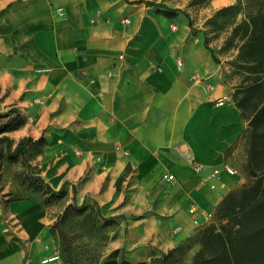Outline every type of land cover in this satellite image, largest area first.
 I'll use <instances>...</instances> for the list:
<instances>
[{"label": "crops", "instance_id": "crops-1", "mask_svg": "<svg viewBox=\"0 0 264 264\" xmlns=\"http://www.w3.org/2000/svg\"><path fill=\"white\" fill-rule=\"evenodd\" d=\"M237 1L0 0V125L20 115L0 132V169L24 168L7 151L30 138V172L53 192L0 190V264H64L48 231L68 205L120 224V256L100 264H173L203 222L189 206L214 212L247 179L238 82L201 31Z\"/></svg>", "mask_w": 264, "mask_h": 264}, {"label": "rangeland", "instance_id": "rangeland-1", "mask_svg": "<svg viewBox=\"0 0 264 264\" xmlns=\"http://www.w3.org/2000/svg\"><path fill=\"white\" fill-rule=\"evenodd\" d=\"M188 6H201L208 0H183ZM205 41L214 52L219 62H223L231 68V75L238 82V87L232 93V99L240 109L242 115L248 120L247 152L249 149H257V158L264 161V144L260 143L264 134V118L255 125L252 120L256 112L264 103V72L262 65L254 62V56L249 52L250 39L254 34L264 31V0H238L230 8L212 12L204 20L203 28ZM251 54V55H250ZM253 55V56H252ZM264 117V116H261ZM255 154V153H253ZM18 172L5 175L0 169V190L10 188L4 196L7 200L20 199L28 196H44V187L38 182L30 183L27 176L30 175V167ZM255 176L249 172L246 166L247 179L238 185L230 193L229 199H236L251 191V188L264 182V163L258 167ZM245 186V187H244ZM251 188H248V187ZM47 195L44 199H48ZM242 197V198H243ZM245 198H248L245 196ZM214 211L210 222L201 225L196 233L171 255L173 264H193L197 254L201 251L205 259L214 256L217 246L213 242L205 243L202 233L205 230H214L213 235L223 233V229L231 227V221L226 218V213L219 208ZM244 212V211H243ZM244 213L237 212L234 216L244 219ZM118 223H107L102 220L94 206L78 209L71 206L60 226L50 234V246L56 260L65 264H100L104 260L120 256V251L108 250V244L116 235ZM207 239V238H205ZM212 264V263H206Z\"/></svg>", "mask_w": 264, "mask_h": 264}, {"label": "trees", "instance_id": "trees-1", "mask_svg": "<svg viewBox=\"0 0 264 264\" xmlns=\"http://www.w3.org/2000/svg\"><path fill=\"white\" fill-rule=\"evenodd\" d=\"M136 3H143L142 1H136ZM146 5H149V3L144 2ZM232 6L226 7L230 8ZM222 8V9H226ZM187 16V15H186ZM188 17V16H187ZM191 26V21H190ZM196 32L197 30L192 28V32ZM205 47L210 50L212 54V58L216 63H219V60L214 55V52L212 49L208 46L207 42H204ZM249 52L253 54L256 53L257 56H254V62L257 64L262 65L264 67V31L254 34L252 38L250 39L249 43ZM250 54V55H251ZM253 56V55H252ZM262 72H264V69H262ZM264 97V96H262ZM7 120L4 122V124L0 125V132L11 129L15 124L19 121L20 115L16 111V109H9L6 113ZM264 116V103H262L261 108L256 112L252 123L253 125L257 123L258 120H260L261 117ZM2 116H0L1 118ZM4 140H6L4 138ZM9 143V142H8ZM260 143L264 144V134H262ZM31 144V139L26 138L21 140L15 150L13 151H7V161L9 162H15L16 160L21 159L20 162H22V165H26L29 168V165L26 162V158L24 156V153H27V145ZM255 153V154H253ZM248 166H249V172L252 176H255L256 172L259 170L258 167L262 163L257 158V149H249L248 151ZM28 181L32 184L34 182H40L42 186L44 187V194L53 193L49 187H47L40 178L30 173V175L27 176ZM245 187V186H244ZM248 187V186H247ZM251 188V187H248ZM64 189L63 187L58 191V195H63ZM230 196V195H229ZM229 196L226 198V200L222 203V205L219 207L221 210H223L226 213V218L231 221V227L223 229V234L217 233L213 235L212 229L205 230L202 233V237H204L205 243L213 242L217 248L214 251V256L210 259H205L203 257L202 252L200 251L197 254L196 260L193 262V264H206V263H212V264H264V182L259 181L258 184L253 186L251 188L250 194L247 193L245 196L248 198H245V196L238 197L236 199H229ZM243 197V198H242ZM52 195L49 194L48 199H51ZM52 200V199H51ZM50 202L49 200H47ZM71 206L76 205H68L65 207V209L62 211V213L57 217L54 224L49 228V234H51L58 226L61 225L63 220L65 219L67 212L69 209H71ZM78 207V206H76ZM86 206H79L78 209L85 208ZM219 208L217 210H219ZM244 211V212H243ZM100 215V212L97 211ZM217 213V211H215ZM237 212H240L243 214L244 219H239L237 216H234L237 214ZM101 219L106 221L107 223L115 221L114 218H103L100 215ZM207 238V239H205ZM124 262V261H123ZM65 264V263H64ZM142 264H153V261L149 263H142Z\"/></svg>", "mask_w": 264, "mask_h": 264}, {"label": "built area", "instance_id": "built-area-1", "mask_svg": "<svg viewBox=\"0 0 264 264\" xmlns=\"http://www.w3.org/2000/svg\"><path fill=\"white\" fill-rule=\"evenodd\" d=\"M126 22H129L128 20ZM219 104H221V102H219ZM225 170L229 173V174H234V170L229 168V167H225ZM219 171L215 170L214 171V175H218ZM163 179L167 180V181H172L173 180V176L171 174H165L163 176ZM189 213L191 214H197L200 213L203 216V222L201 223V225L206 224L208 222H210L213 218L214 212H209V211H202L198 205H196L195 203H192L189 208H188ZM56 258L53 257L50 260H55Z\"/></svg>", "mask_w": 264, "mask_h": 264}]
</instances>
